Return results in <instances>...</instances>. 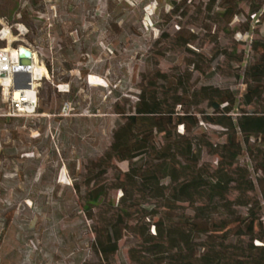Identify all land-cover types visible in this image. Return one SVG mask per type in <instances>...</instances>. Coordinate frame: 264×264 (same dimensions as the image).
Returning a JSON list of instances; mask_svg holds the SVG:
<instances>
[{
    "label": "rangeland",
    "instance_id": "1",
    "mask_svg": "<svg viewBox=\"0 0 264 264\" xmlns=\"http://www.w3.org/2000/svg\"><path fill=\"white\" fill-rule=\"evenodd\" d=\"M236 1L229 22L224 0H0V52L25 48L44 74L35 112L22 118L3 117L7 95L0 87V264H99L90 230L122 193L110 189L94 204L83 197L123 180L128 163L114 162L104 177L95 165L122 123L117 110L127 113L157 73L190 91L230 94L232 119L264 114V87L251 106L244 99L256 86L246 73L264 54V0ZM196 111L219 117L206 102ZM224 131L206 123L194 131L208 142L199 166L209 175ZM240 176L253 189L244 196L249 206L236 211L251 208L264 223L263 142L243 145L232 171L234 180ZM238 197L232 190L228 198ZM134 244L126 234L112 264H130Z\"/></svg>",
    "mask_w": 264,
    "mask_h": 264
},
{
    "label": "trees",
    "instance_id": "2",
    "mask_svg": "<svg viewBox=\"0 0 264 264\" xmlns=\"http://www.w3.org/2000/svg\"><path fill=\"white\" fill-rule=\"evenodd\" d=\"M236 2L224 0L229 22L237 15ZM246 75L256 84L244 96L245 106H251L264 87V54ZM155 79L144 81L127 113L117 110L122 123L95 165L104 177L114 162L129 164L118 184L84 194L86 203L94 204L106 199L110 189L122 193L117 208L110 207L101 225L92 226L90 250L99 264H112L119 242L129 233L135 242L130 264H264V223L251 208L245 215L236 211L249 206L244 196L253 184L246 176L232 178L243 145L252 139L264 143V114L242 113L232 119L230 94L210 87L190 91L158 73ZM204 102L218 119L196 111ZM201 123L225 130V144L213 151L218 167L210 175L199 166L201 149L208 146L194 135ZM232 190L240 193L233 201L228 198ZM184 205L191 214L179 212Z\"/></svg>",
    "mask_w": 264,
    "mask_h": 264
},
{
    "label": "built area",
    "instance_id": "3",
    "mask_svg": "<svg viewBox=\"0 0 264 264\" xmlns=\"http://www.w3.org/2000/svg\"><path fill=\"white\" fill-rule=\"evenodd\" d=\"M16 65L17 58L13 60L11 59L10 54L3 51L0 52V87L3 95H7L6 112L3 117L7 119L22 118L35 112L37 90L36 84L32 80L28 89L19 90V92H21V95H19L18 98H14L13 96L14 86L12 81V72L13 68ZM1 85H5V87H2ZM19 85L22 86L24 85V83L20 81ZM29 89L31 92H33V97L35 100L33 104L28 100L26 96L25 90Z\"/></svg>",
    "mask_w": 264,
    "mask_h": 264
},
{
    "label": "water",
    "instance_id": "4",
    "mask_svg": "<svg viewBox=\"0 0 264 264\" xmlns=\"http://www.w3.org/2000/svg\"><path fill=\"white\" fill-rule=\"evenodd\" d=\"M32 53L25 49L19 48L17 54V65L13 68L12 81L14 90L28 89L31 82V76L29 74L32 66ZM22 81L24 85L20 86Z\"/></svg>",
    "mask_w": 264,
    "mask_h": 264
},
{
    "label": "bare ground",
    "instance_id": "5",
    "mask_svg": "<svg viewBox=\"0 0 264 264\" xmlns=\"http://www.w3.org/2000/svg\"><path fill=\"white\" fill-rule=\"evenodd\" d=\"M5 33V32H4ZM5 53L10 54L11 59L15 60L17 58V54H18V50L15 52L9 51V50H5L3 51ZM33 56V55H32ZM38 67V66H37ZM35 65V60H34V56L32 58V66H31V70L29 72L30 76H31V80L36 84L37 82H39L42 78H44V74H43V69H38ZM46 77V76H45ZM2 87H5V85H1ZM26 92V96L28 98V100L33 104L34 103V97H33V92L29 90H25ZM6 95V94H5ZM19 95H21V92H19V90H14L13 91V96L14 98H18Z\"/></svg>",
    "mask_w": 264,
    "mask_h": 264
}]
</instances>
